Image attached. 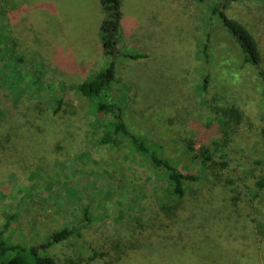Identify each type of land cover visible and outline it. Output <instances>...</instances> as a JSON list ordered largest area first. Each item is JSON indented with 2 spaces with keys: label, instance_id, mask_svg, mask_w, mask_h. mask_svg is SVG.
Here are the masks:
<instances>
[{
  "label": "rangeland",
  "instance_id": "obj_1",
  "mask_svg": "<svg viewBox=\"0 0 264 264\" xmlns=\"http://www.w3.org/2000/svg\"><path fill=\"white\" fill-rule=\"evenodd\" d=\"M215 1L231 2L222 9L253 36L264 71V0H120V51L112 57L102 50L100 25L108 12L99 0H0V24L17 42L14 52L23 54L7 66L18 91L29 96L13 104L8 90L0 91V237L6 243L35 246L54 264H264V188H258L264 78L243 63L234 34L208 14ZM112 61L108 98L149 150L184 173L202 174L206 190L211 177L195 147L203 143L215 162L228 161L214 170L220 176L209 206L237 222L234 242L206 235L187 210L176 211L165 173L126 137L101 143L114 115L98 113L92 99L68 87ZM206 71L213 82L201 91ZM231 106L237 123H229ZM153 221L176 247L164 257L155 249L126 252L125 242L141 240ZM74 225H81L79 235L47 245L53 232Z\"/></svg>",
  "mask_w": 264,
  "mask_h": 264
},
{
  "label": "trees",
  "instance_id": "obj_2",
  "mask_svg": "<svg viewBox=\"0 0 264 264\" xmlns=\"http://www.w3.org/2000/svg\"><path fill=\"white\" fill-rule=\"evenodd\" d=\"M99 1L103 9L108 12L107 16L103 19L100 25L102 50L105 54L112 57L120 51V0ZM230 3L231 2L221 4L220 2L215 1L214 3L208 5L207 12L210 14L211 18L213 16L218 18L220 23L232 34H234L235 38L238 36V39H236L241 50L243 63H248L253 67L258 68V72L264 78V71L259 69L258 66L261 57L255 39L237 20L227 17L222 9ZM0 7L5 9V4L2 3ZM0 14L5 13L0 12ZM6 29L7 28L4 24H0V91L3 93L8 90L12 102L15 104L16 100H21L23 97L29 98V96L27 93H20L17 89V85L13 82V73L9 66L13 62L20 63L23 60V54L19 51L17 53L14 52L15 48H17V42L11 33H8ZM209 40L210 35L207 34L203 51L204 62L207 64L210 57L208 46ZM135 56L137 57L138 54L130 55V57ZM113 81H115V74L114 62L112 61L107 67L96 73L92 79H88L79 84L70 85L68 87L70 89H75L81 95L92 99L94 101L92 108L98 113H102L104 115L106 114L108 116L112 114L114 115V123H111L110 128L105 130L100 137L101 143L114 145L117 143L118 138L126 137L133 150L146 154L147 158L165 173V180L169 185L170 193L175 198L174 208L176 211L179 210L181 212V210H187L186 213L188 215L198 219L201 230L206 235L211 234L213 235V238H215L214 233H217L218 241L222 243L223 241H229L227 239V237H229L234 242L233 229L238 227L237 222L233 221L231 216H222L220 213L221 211L217 208V206H209L213 202L212 197L214 196V189L212 187L218 184L220 176V173H217L214 170H216L219 166L221 171H223L222 169L226 167L228 161L221 160L215 162L210 153V146L204 145L203 143L195 147L196 157L199 158L201 169H203L204 172H207L209 177H211L205 185L206 188L209 187V191L203 189L204 185L201 183L203 180L202 174L182 172L179 167L164 160L156 152L149 150L140 135L131 132V130L127 128L128 126L120 116L121 108L110 100L107 95ZM212 82V73L210 71H206L203 75L201 83L199 84V89L201 91H208ZM102 97L105 98L104 102L97 101L98 98L100 99ZM56 102L57 106L53 108L54 114H56L59 109L61 97H56ZM2 113L0 112L1 119ZM227 113L229 115L228 118L230 119L229 123L230 121H235L236 123L239 122L236 107L231 106L228 108ZM214 121L216 120L212 119L210 125L213 126ZM210 169H213V171L210 172ZM261 180L258 184V188H264V177ZM167 207L169 206H165L164 209H167ZM90 220L91 219L88 217L84 218V221H87L86 223H89ZM155 224L156 222L153 221V223L150 224L146 230L143 229L141 231V240L134 236L131 239H128L129 241L125 242L127 245H123L126 252L144 250L146 251L145 254L147 253L148 255V249H155L158 257H164L166 254H169L173 248L176 247L175 241L173 238H170L171 235H165V229L159 227L161 223L158 225ZM239 228L241 229V227ZM80 229L81 225L65 226L62 229L53 232L51 240L47 242V245H50L52 242L66 239L72 234L79 235ZM170 233L171 232H169V234ZM233 242L230 243L233 244ZM244 247L249 248L250 245L246 243L243 248ZM10 252H13V254L11 256H6V254ZM0 256L3 257L0 262L1 264H54L51 257L39 254L35 246L26 248L20 246L19 244H8L4 241V239H2V237H0ZM107 264L124 263L114 260L108 262Z\"/></svg>",
  "mask_w": 264,
  "mask_h": 264
},
{
  "label": "water",
  "instance_id": "obj_3",
  "mask_svg": "<svg viewBox=\"0 0 264 264\" xmlns=\"http://www.w3.org/2000/svg\"><path fill=\"white\" fill-rule=\"evenodd\" d=\"M236 38L238 39V36H236Z\"/></svg>",
  "mask_w": 264,
  "mask_h": 264
},
{
  "label": "crops",
  "instance_id": "obj_4",
  "mask_svg": "<svg viewBox=\"0 0 264 264\" xmlns=\"http://www.w3.org/2000/svg\"><path fill=\"white\" fill-rule=\"evenodd\" d=\"M101 4V3H100ZM102 6V5H101Z\"/></svg>",
  "mask_w": 264,
  "mask_h": 264
}]
</instances>
